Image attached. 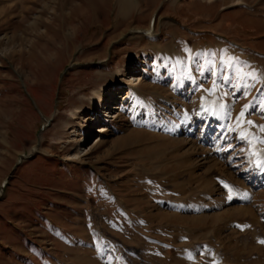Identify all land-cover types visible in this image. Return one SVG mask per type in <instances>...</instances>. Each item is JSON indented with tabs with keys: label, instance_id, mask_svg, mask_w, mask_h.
<instances>
[{
	"label": "rangeland",
	"instance_id": "rangeland-1",
	"mask_svg": "<svg viewBox=\"0 0 264 264\" xmlns=\"http://www.w3.org/2000/svg\"><path fill=\"white\" fill-rule=\"evenodd\" d=\"M254 149L264 0H0V264H264Z\"/></svg>",
	"mask_w": 264,
	"mask_h": 264
},
{
	"label": "bare ground",
	"instance_id": "bare-ground-1",
	"mask_svg": "<svg viewBox=\"0 0 264 264\" xmlns=\"http://www.w3.org/2000/svg\"><path fill=\"white\" fill-rule=\"evenodd\" d=\"M125 41H126V39H121L118 44L120 45V44L124 43ZM121 76H123V75H121ZM135 80H139V79H135ZM109 92H110L109 87H107L105 94L108 95ZM94 100L96 102L98 101V99H94ZM105 101H107V100H105ZM110 104L111 103H109V106H110ZM102 105H103L104 109L102 108ZM97 106L100 108L99 110H101L100 113L102 114V117L103 116L108 117L106 114V111H105V110H108V108L106 109V106L104 105V103L103 104L101 103ZM201 110H202V114L205 116L204 122H206V123H207V121H214L215 120V122H218L219 120L225 119V117H224L225 114L223 112H221L220 110H219L220 112H215L213 109H208L207 105L202 104ZM97 111H98V108H97ZM93 119H94V117H93ZM98 130H99L98 132H100V133H104L107 131L104 126L99 127ZM95 132H97V131H95ZM94 140H95L94 138L92 140L90 139V142H88L85 146H80V147L75 148L72 152H70L67 155L66 162H68L69 164H77V163L81 162L86 156H88L90 154L91 150L94 148V145L96 143H98V142L94 143ZM90 144H92V145H90ZM89 146H90V150L88 148ZM253 153H254V156H257L255 158V164H254L255 168L259 169V171H258L259 173H264V153L261 152V154L256 155L258 153V151L256 149H254Z\"/></svg>",
	"mask_w": 264,
	"mask_h": 264
},
{
	"label": "water",
	"instance_id": "water-1",
	"mask_svg": "<svg viewBox=\"0 0 264 264\" xmlns=\"http://www.w3.org/2000/svg\"><path fill=\"white\" fill-rule=\"evenodd\" d=\"M29 158H31V157L22 156V160H28Z\"/></svg>",
	"mask_w": 264,
	"mask_h": 264
},
{
	"label": "snow or ice",
	"instance_id": "snow-or-ice-1",
	"mask_svg": "<svg viewBox=\"0 0 264 264\" xmlns=\"http://www.w3.org/2000/svg\"><path fill=\"white\" fill-rule=\"evenodd\" d=\"M241 115H243V113ZM229 198H231V196H229Z\"/></svg>",
	"mask_w": 264,
	"mask_h": 264
}]
</instances>
